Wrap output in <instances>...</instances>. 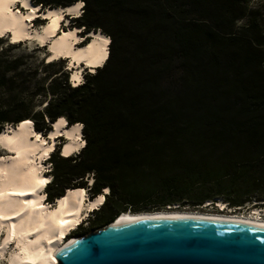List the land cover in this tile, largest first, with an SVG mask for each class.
Returning a JSON list of instances; mask_svg holds the SVG:
<instances>
[{"label": "trees", "instance_id": "trees-1", "mask_svg": "<svg viewBox=\"0 0 264 264\" xmlns=\"http://www.w3.org/2000/svg\"><path fill=\"white\" fill-rule=\"evenodd\" d=\"M30 1L46 8L78 0ZM79 1L75 26L110 39L103 64L78 85L66 70L62 86L60 74L51 78L53 97L24 117H11L19 100L0 103V131L27 117L44 134L61 116L81 124V149L65 156L58 146L50 155L47 201L68 188L91 197L107 188L90 228L168 205L264 207V36L249 0ZM7 84L1 76L0 90Z\"/></svg>", "mask_w": 264, "mask_h": 264}, {"label": "bare ground", "instance_id": "bare-ground-1", "mask_svg": "<svg viewBox=\"0 0 264 264\" xmlns=\"http://www.w3.org/2000/svg\"><path fill=\"white\" fill-rule=\"evenodd\" d=\"M36 5L29 0H0V36H7L18 43L26 41L25 46L31 50L47 44V60L66 58L71 71L70 80L74 83L81 79L84 68L89 67L93 71L103 64L110 42L107 35L90 31L85 36L87 41L79 44L86 38L78 35V27L61 28L66 14L80 12L82 1L48 7L40 13ZM38 17L46 21L40 26H33L32 20ZM52 124L46 135L33 129L29 119L0 131V148L4 152L0 157V233L3 232L0 264L5 257L6 264H58L55 252L67 247L75 238L66 236L70 228L73 229L91 209L98 208L103 201L102 194L108 191L104 188L101 194L88 199L82 188H68L54 199L53 205L44 203L46 195L40 193L50 176L46 175L41 159L54 150L55 139L59 135L65 138L60 148L63 155L71 154L82 145L80 123L66 125L61 116ZM217 203L223 208V202ZM263 215L260 209L249 213L160 210L124 212L115 219L119 223L126 219L153 217H201L264 227Z\"/></svg>", "mask_w": 264, "mask_h": 264}, {"label": "water", "instance_id": "water-1", "mask_svg": "<svg viewBox=\"0 0 264 264\" xmlns=\"http://www.w3.org/2000/svg\"><path fill=\"white\" fill-rule=\"evenodd\" d=\"M43 11L39 8V13ZM176 207L168 205L166 209ZM54 256L58 264H264V227L201 217H153L119 223L113 218L75 236Z\"/></svg>", "mask_w": 264, "mask_h": 264}, {"label": "rangeland", "instance_id": "rangeland-1", "mask_svg": "<svg viewBox=\"0 0 264 264\" xmlns=\"http://www.w3.org/2000/svg\"><path fill=\"white\" fill-rule=\"evenodd\" d=\"M30 1V0H29ZM31 2V1H30ZM39 8H42L40 4L36 5ZM248 7L250 10H254V16L253 19L256 22V25L259 27V29L262 32V35L264 36V0H249L248 1ZM20 8V7H19ZM17 8V9H19ZM48 7L43 8L45 11ZM22 11V9H20ZM82 12V8L79 13L67 15L65 17L64 22H62L63 29L67 28H75L78 26H75V22L72 21L74 17H77ZM247 17H243L237 21V25L243 26L246 23ZM45 21L42 20V18H36L33 20L32 25L34 26H40ZM78 29V35L83 34L82 28ZM83 38L87 35H82ZM87 41V39L81 41L79 44H84ZM26 42V41H25ZM25 42L12 44L8 43L7 38L4 37L3 40H0V77L4 76L5 79H8V84L5 89L0 90V103L5 105L11 101L19 100L20 104L18 106L20 107H11V117H24L26 115V111L28 109H31L33 111L42 110L44 109L45 103L49 100V98L53 97V94L50 89V79L53 78L56 75H59L57 78L56 83L57 86H62L65 75V70L67 71V79L70 80V74L71 71L67 67V59H58L54 60L56 63L47 64L46 62H52L51 60L48 61V50H47V44H45L43 47H39L38 49L31 50L29 47L25 46ZM46 46V47H45ZM108 52H109V44L107 46ZM47 56V57H46ZM16 59L20 65L14 69V70H7L6 67L8 63L12 60ZM47 60V61H46ZM57 71L59 73H57ZM89 70L87 68H84L82 70V79L83 74L85 72H88ZM56 72V73H55ZM62 72V73H61ZM32 115V114H30ZM26 119H30V117H27ZM31 120V119H30ZM32 122V121H31ZM67 125V124H66ZM7 126H16L12 124H6L2 130ZM1 130V131H2ZM41 134H44L40 131ZM81 143L83 144L84 138L82 136L81 132ZM64 137H58L55 139V145L58 147V145H62L61 143L64 142ZM56 147V148H57ZM81 147V146H80ZM60 153L61 149L59 148ZM76 153L74 151L72 154ZM4 152L2 153V149L0 148V157L3 156ZM70 155V154H69ZM42 162V159H41ZM45 164V172L48 176L49 170L51 169L50 163L47 161ZM50 176V174H49ZM51 177V176H50ZM52 186L45 187L44 191L41 192L43 196L46 195L44 203L48 205H53L55 200L49 202L47 201V192L52 191ZM83 189V188H82ZM84 192L86 194V197L89 199L91 198L90 192L87 188H84ZM107 193V191L105 192ZM221 202V201H220ZM256 201L250 200L249 202H246L243 206L239 207H229L226 203H223V208H220L221 206L218 203H212L208 202L203 205H201L199 208L191 209L188 207H182V208H172V210H198V211H205V212H223V213H249L250 211H253L254 209H260L264 213V207H259V205H254ZM100 207V206H99ZM98 208L93 209L91 212H89L88 220L82 223L81 225H78L77 229L68 232V236H81L86 234L88 231L97 229L99 227L104 226L101 224L97 228H90L91 225H93L95 219L99 216V212L101 210H98ZM264 216V215H263ZM94 219V220H93ZM3 233V232H2ZM2 233H0V241L2 240ZM12 245V243H10ZM6 259H2V264H6ZM6 262V263H5Z\"/></svg>", "mask_w": 264, "mask_h": 264}, {"label": "clouds", "instance_id": "clouds-1", "mask_svg": "<svg viewBox=\"0 0 264 264\" xmlns=\"http://www.w3.org/2000/svg\"><path fill=\"white\" fill-rule=\"evenodd\" d=\"M87 68H89V67H87ZM94 69H95V68H94ZM89 71H91V70H89ZM33 128H34V127H33ZM80 149H81V148H80ZM52 152H53V151H52ZM52 152H51V153H52ZM51 153H50V155H51ZM65 156H66V155H65ZM48 162H49V161H48ZM50 176H51V175H50ZM47 185H48V184H47ZM47 185H46V186H47ZM104 193H105V192H104Z\"/></svg>", "mask_w": 264, "mask_h": 264}, {"label": "snow or ice", "instance_id": "snow-or-ice-1", "mask_svg": "<svg viewBox=\"0 0 264 264\" xmlns=\"http://www.w3.org/2000/svg\"><path fill=\"white\" fill-rule=\"evenodd\" d=\"M105 43H107V41H105ZM61 123H63V121H61Z\"/></svg>", "mask_w": 264, "mask_h": 264}, {"label": "built area", "instance_id": "built-area-1", "mask_svg": "<svg viewBox=\"0 0 264 264\" xmlns=\"http://www.w3.org/2000/svg\"><path fill=\"white\" fill-rule=\"evenodd\" d=\"M82 8V7H81Z\"/></svg>", "mask_w": 264, "mask_h": 264}]
</instances>
